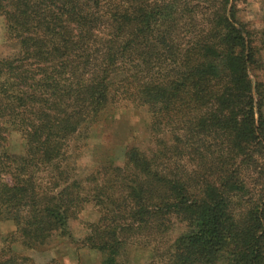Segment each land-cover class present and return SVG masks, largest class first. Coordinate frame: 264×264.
Wrapping results in <instances>:
<instances>
[{
  "label": "trees",
  "instance_id": "16d2710c",
  "mask_svg": "<svg viewBox=\"0 0 264 264\" xmlns=\"http://www.w3.org/2000/svg\"><path fill=\"white\" fill-rule=\"evenodd\" d=\"M239 1L0 0L13 49L0 55L9 252L66 234L91 200L101 213L84 241L102 264H118L123 230L163 233L173 220L166 264H264V27L238 18ZM132 104L147 108L154 149L130 147L123 167L102 163L113 178L77 174L71 190L69 154L110 108Z\"/></svg>",
  "mask_w": 264,
  "mask_h": 264
},
{
  "label": "rangeland",
  "instance_id": "374dc122",
  "mask_svg": "<svg viewBox=\"0 0 264 264\" xmlns=\"http://www.w3.org/2000/svg\"><path fill=\"white\" fill-rule=\"evenodd\" d=\"M237 16L250 30L264 27V0H245L237 2ZM0 16V55H6L13 49L5 45L4 21ZM256 37L258 33L255 34ZM258 43V42H256ZM264 57V50L261 51ZM258 79L264 83V71L258 73ZM149 113L145 106L110 108L88 131L89 136L82 139L83 145L69 154L66 168L69 178L76 180L71 190L77 192V174H94L97 183L102 185L106 177L113 178L112 168L107 167L110 159L113 166L123 167L125 152L136 147L147 154L154 149V138L149 130ZM7 150L20 154L24 151V140L19 132L7 133ZM43 179L45 173L42 174ZM103 178V179H102ZM72 181V182H73ZM94 184V183H90ZM118 188V187H116ZM67 220L66 234L53 232L43 244L32 249L25 248L19 240L11 244L16 254L7 250L9 239L6 237L14 227L11 221L0 220V260L12 256L15 264H102L105 257L84 239L89 236L91 227L100 218L99 206L86 200ZM182 226L173 220L171 229L163 233L156 228L142 230H123L120 233L122 246L116 257L118 264H166L162 255L166 246L179 233Z\"/></svg>",
  "mask_w": 264,
  "mask_h": 264
}]
</instances>
